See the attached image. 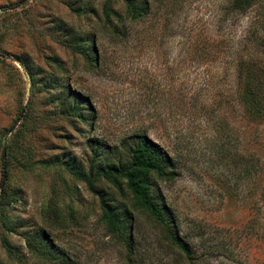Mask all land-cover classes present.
<instances>
[{
  "label": "rangeland",
  "instance_id": "rangeland-1",
  "mask_svg": "<svg viewBox=\"0 0 264 264\" xmlns=\"http://www.w3.org/2000/svg\"><path fill=\"white\" fill-rule=\"evenodd\" d=\"M168 1L124 39L110 34L121 0H0V264H126L108 207L132 226L138 261L178 264L125 180L105 176L141 134L172 158L173 179L152 176L155 195L197 262L264 264V173L234 166L233 140L217 153L222 133L245 147L251 130L232 67L204 47L229 31L240 44L259 15L182 0L165 16ZM92 38L93 64L76 50Z\"/></svg>",
  "mask_w": 264,
  "mask_h": 264
},
{
  "label": "trees",
  "instance_id": "trees-1",
  "mask_svg": "<svg viewBox=\"0 0 264 264\" xmlns=\"http://www.w3.org/2000/svg\"><path fill=\"white\" fill-rule=\"evenodd\" d=\"M121 1L124 5V12L122 14L114 13L117 23L111 26L110 34L124 39L130 36L132 26L152 22L153 16L160 12L159 5L160 7L162 5V0H159L157 9L153 0ZM180 2L182 0H169L164 6L165 16L173 11L175 5H179ZM179 6L177 9L181 10V5ZM226 7L234 15H244L252 9H255L259 15L257 20H254L256 28H250L240 44L236 43L234 37H229L230 31L229 33L224 32L218 40H214L212 43H204L206 49V45L211 47L208 51L213 56V58L209 56L212 59L211 63L221 57L227 60L228 66L232 67V71L229 73L233 77V96L238 108L242 109L244 125L251 130L247 136L248 142L245 147H242V137L239 133L234 139L232 134L229 135V132L227 135L222 133L217 153L222 156L221 158H225L229 152L225 150V147L229 148L233 140L240 150L235 158H232L233 164L236 168L241 166V170L246 173L245 177L253 181L264 173V0H228ZM163 23H165L164 29L169 30L167 24L169 20L166 19ZM149 27L150 25H148ZM86 44L87 40H85V46ZM76 50L80 54L88 56L91 59H88L91 64L97 62L96 57L93 58L96 55L94 38L89 42L87 49L80 47ZM199 110L202 111V107ZM215 110L216 108L213 107L210 113L203 108V111L211 116L214 115ZM231 111L233 112V110ZM133 139L134 146L131 148L129 164L123 168H112L105 173V176L121 177L125 180L127 188L140 203L141 208L158 226L165 241L177 250L178 264H199L195 256L196 252L180 232L173 212L155 195L156 185L153 183L152 176L173 179L174 175L170 171L173 167L172 158L161 146L149 140L145 134L136 135ZM246 147H248L247 150ZM76 176L78 175L76 174ZM261 196H264V191ZM105 219L120 235L125 247L126 264H143L137 259L139 251L134 243L132 226L127 230L129 225H127L126 219L119 218L118 214L109 207L106 208ZM41 236L44 242L50 241L47 234Z\"/></svg>",
  "mask_w": 264,
  "mask_h": 264
}]
</instances>
